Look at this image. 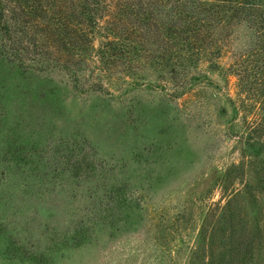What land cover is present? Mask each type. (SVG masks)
Instances as JSON below:
<instances>
[{
    "label": "rangeland",
    "instance_id": "1",
    "mask_svg": "<svg viewBox=\"0 0 264 264\" xmlns=\"http://www.w3.org/2000/svg\"><path fill=\"white\" fill-rule=\"evenodd\" d=\"M257 29L173 81L0 46V264H264V101L232 70Z\"/></svg>",
    "mask_w": 264,
    "mask_h": 264
},
{
    "label": "trees",
    "instance_id": "2",
    "mask_svg": "<svg viewBox=\"0 0 264 264\" xmlns=\"http://www.w3.org/2000/svg\"><path fill=\"white\" fill-rule=\"evenodd\" d=\"M241 21L257 24V40L233 57L232 70L244 93L242 105L251 99L259 111L263 106L252 91L264 101L263 0H0V46L15 54L25 44L47 64L89 71L94 80L116 82L125 76L113 69L122 65L137 80L154 67L173 81L177 68L203 60L214 64L220 40ZM253 121L255 134L245 139L264 142V114Z\"/></svg>",
    "mask_w": 264,
    "mask_h": 264
}]
</instances>
